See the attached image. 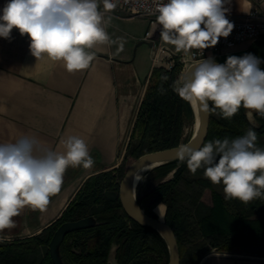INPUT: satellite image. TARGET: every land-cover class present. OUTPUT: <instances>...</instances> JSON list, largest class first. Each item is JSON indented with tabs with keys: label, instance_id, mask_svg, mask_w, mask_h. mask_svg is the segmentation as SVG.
<instances>
[{
	"label": "clouds",
	"instance_id": "clouds-1",
	"mask_svg": "<svg viewBox=\"0 0 264 264\" xmlns=\"http://www.w3.org/2000/svg\"><path fill=\"white\" fill-rule=\"evenodd\" d=\"M129 0H124L127 4ZM118 0H7L0 9V38L11 39L13 29L27 36L31 54L62 63L68 73L88 69L95 49L115 43L107 31ZM230 0H152L155 16L152 36L159 29L160 40L177 53H203L227 38L234 24L227 18ZM102 5V8H101ZM123 50V42L120 44ZM264 63L247 53L229 55L224 63L213 57L191 64L176 79L172 90L193 109L217 113L231 119L241 108L249 119L255 112L264 118ZM161 81L168 76L162 75ZM165 94L163 84L157 89ZM253 129L233 139H213L193 148L176 146V156L188 170L213 185H222L225 199L249 203L264 198V147L257 146ZM56 150L35 136L22 135L0 142V231L16 226L14 220L25 207L44 211L62 188L69 167L91 168L95 160L87 142L77 135L60 139ZM137 181L140 175H135ZM160 207V206H159ZM162 218V217H161Z\"/></svg>",
	"mask_w": 264,
	"mask_h": 264
},
{
	"label": "trees",
	"instance_id": "trees-1",
	"mask_svg": "<svg viewBox=\"0 0 264 264\" xmlns=\"http://www.w3.org/2000/svg\"><path fill=\"white\" fill-rule=\"evenodd\" d=\"M251 53L264 61V37L255 41L244 54ZM173 59V58H172ZM174 60V59H173ZM264 70V63L260 65ZM181 67L174 62L169 70L153 68L135 119L131 139L125 147L122 167H128L139 156L186 142L192 134L193 116L190 105L172 90L180 77ZM169 77L162 82L161 76ZM163 84L165 94L157 89ZM251 124L241 108L231 119L211 113L204 141L229 139L253 129L257 146L264 147V118L255 112ZM137 134V136H135ZM136 137V139H134ZM186 162L172 161L152 169L157 183L143 199L137 200L145 214L155 218L151 210L172 229L179 249L180 264H198L205 255V246L219 252H242L247 246L264 241V223L248 221L264 198L245 204L237 200L229 204L213 184L203 179L184 176ZM171 174V178L166 179ZM122 178L119 167L88 177L75 199L60 216L39 234L11 243H0V264H52L48 243L55 229L64 222L93 217L96 225L68 233L59 247L63 264H107L108 254L116 243L117 264H167L164 241L152 229L140 226L123 213L118 199ZM255 224L254 233H247Z\"/></svg>",
	"mask_w": 264,
	"mask_h": 264
},
{
	"label": "crops",
	"instance_id": "crops-1",
	"mask_svg": "<svg viewBox=\"0 0 264 264\" xmlns=\"http://www.w3.org/2000/svg\"><path fill=\"white\" fill-rule=\"evenodd\" d=\"M6 2L0 0V9ZM252 5V0H230L227 15H242ZM259 8L264 12V1ZM107 16L112 17L107 31L115 43L95 49L89 68L75 73H68L62 63L37 60L29 50L28 37L16 29L10 40L0 38V142L29 135L46 147L62 150L60 139L77 135L87 142L95 160L89 169L69 167L61 191L47 208L41 212L25 207L14 218V228L0 231V239L39 234L60 216L88 177L117 168L151 70L164 68L169 61L166 53L173 59L184 54L160 40L159 33L144 40L148 29L144 18L126 17L117 9ZM253 43L242 41L223 49L214 59L224 63L229 55L239 56ZM156 206L154 213L158 214L160 206L163 215V205ZM198 264H264V254L216 250L205 254Z\"/></svg>",
	"mask_w": 264,
	"mask_h": 264
},
{
	"label": "water",
	"instance_id": "water-1",
	"mask_svg": "<svg viewBox=\"0 0 264 264\" xmlns=\"http://www.w3.org/2000/svg\"><path fill=\"white\" fill-rule=\"evenodd\" d=\"M216 62L220 63L218 61ZM189 66L184 69L182 74ZM190 108L193 116V122L197 123V128L195 133H192L190 138L184 143H191L193 148H198L206 139L210 114L202 113L197 109H193L191 106ZM176 146L149 152L139 156L125 169L118 186V199L123 213L134 223L154 230L161 237L168 252L167 264H180L179 249L175 235L172 229L164 222V219L160 221L157 217L153 218L145 214L143 209L138 204L135 194L131 191V183L134 175L146 166H154L155 168L157 166L179 160L176 156ZM95 225L96 221L93 217H83L78 220L60 224L53 232L48 243V252L52 264H63L59 254V247L68 233ZM115 248H110L107 264H117L114 258Z\"/></svg>",
	"mask_w": 264,
	"mask_h": 264
},
{
	"label": "built area",
	"instance_id": "built-area-1",
	"mask_svg": "<svg viewBox=\"0 0 264 264\" xmlns=\"http://www.w3.org/2000/svg\"><path fill=\"white\" fill-rule=\"evenodd\" d=\"M253 5L244 14L239 16H229L227 18L234 24V29L227 38L221 37L219 42L214 47L204 49L202 56L200 51L192 50L188 54L179 56L176 61L183 68L190 64L197 63L199 60L207 59L208 57H215L223 49L231 48L234 45L242 42H255L264 37V12L259 8L260 2L264 0H252ZM166 2V0H165ZM152 0H129L127 4L124 0H118L117 10L126 17H140L148 21V29L144 34V40H151L153 36L159 33V29L152 35L148 33L152 30L151 26L155 20V16L150 14L152 9ZM167 64L164 66L165 70H169L173 65V60L168 53H166Z\"/></svg>",
	"mask_w": 264,
	"mask_h": 264
},
{
	"label": "rangeland",
	"instance_id": "rangeland-1",
	"mask_svg": "<svg viewBox=\"0 0 264 264\" xmlns=\"http://www.w3.org/2000/svg\"><path fill=\"white\" fill-rule=\"evenodd\" d=\"M174 62L178 63L176 61V59L173 60V63ZM180 67H181V72H180V76H181V74H182V72L184 71L185 68H183L181 65H180ZM136 116H137V114H136ZM246 117H247V115H246ZM247 119H248V121L251 124L254 123L253 118L252 119H249L247 117ZM134 124H135V121L133 122V124L131 126V133L134 130V128H133L134 127ZM135 136H137V134ZM130 139H131V136L128 137V140L126 141V145H127V143L129 142ZM134 139H136V137ZM122 157H123V155H122ZM122 157L120 158L119 164H118L117 167H119V172H121L122 173V176H123V173L125 171V167H122V165H121L122 164ZM184 176H186V177H188L190 179H203V178H205L203 176V169H198L197 172H196V174H192L188 170L187 165H186V171L184 172ZM169 178H171V174L168 175L166 179H169ZM156 183H157V180L155 179V176H154V173L152 172V170L149 171V172H147L146 175L143 177L141 183L138 185V187L135 190V198H136V200H141L146 195H148L152 191V189L155 187ZM118 186H119V184H118ZM213 187H214V189L216 191H218L224 197L222 185H213ZM78 192H79V190L76 192V194L74 195V197H73L72 200L75 199V196L77 195ZM226 200L231 205L232 204H235L237 202V200H235V199H226ZM160 204H162V203H160ZM162 205H163L164 210H165L164 204H162ZM155 207H157V206H155ZM155 207L151 210L152 214L155 217H157L159 220H162V218H161L160 215H158V214L156 215L154 213ZM248 221H254V222L255 221H260V222L264 223V206H261L260 208H257L255 210V212H254V215L252 217H250ZM250 225H252V226H249L246 230H248L247 233H250L251 234V233H254L253 229L256 228V227H254L255 224H250ZM25 238H27V237L17 238V239H0V243H11V242H14V241H20V240L25 239ZM113 246L116 247L117 244L116 243H113L112 246H111V248H113ZM202 250H206L205 254H207L208 252L216 251L215 249H209V248H207L205 246L202 248ZM244 250L252 251L254 254H264V241L258 242L256 240H254V244L250 245L249 247L247 246Z\"/></svg>",
	"mask_w": 264,
	"mask_h": 264
},
{
	"label": "bare ground",
	"instance_id": "bare-ground-1",
	"mask_svg": "<svg viewBox=\"0 0 264 264\" xmlns=\"http://www.w3.org/2000/svg\"><path fill=\"white\" fill-rule=\"evenodd\" d=\"M196 128H197V123L196 122H193V125H192V133L194 134L195 131H196ZM154 168V166H146L142 169H140L135 175H140L143 179V177L146 175L147 172L151 171L152 169ZM135 175L132 179V183H131V191L133 194H135V190L136 188L138 187V185L141 183L142 179L137 181L135 179ZM161 221V220H160ZM115 246H113L114 248Z\"/></svg>",
	"mask_w": 264,
	"mask_h": 264
}]
</instances>
